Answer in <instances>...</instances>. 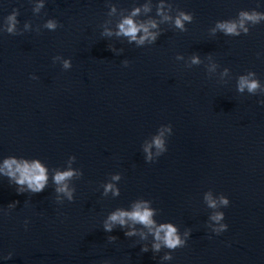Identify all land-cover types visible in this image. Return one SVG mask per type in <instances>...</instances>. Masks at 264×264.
Instances as JSON below:
<instances>
[{
    "label": "water",
    "instance_id": "water-1",
    "mask_svg": "<svg viewBox=\"0 0 264 264\" xmlns=\"http://www.w3.org/2000/svg\"><path fill=\"white\" fill-rule=\"evenodd\" d=\"M143 2L44 0L37 8L39 0H0V161L39 157L55 169L74 154L71 166L84 173L71 181V202L62 194L57 200L51 175L40 193H18L0 175V264H264V105L257 103L264 20L246 21L240 36L212 31L241 10L264 12V0H169L173 16L185 9L194 18L184 31L162 23L154 44L103 34ZM111 4L117 13L109 15ZM13 10L16 30L8 33ZM50 18L55 30L45 27ZM194 53L199 64L191 63ZM58 55L72 67L63 69ZM249 70L261 83L255 94L236 90V78ZM166 123L173 126L167 151L146 162L144 144ZM114 173L120 194L105 195ZM208 190L230 199L223 208L229 227L219 235L211 234ZM139 199L151 202L157 221L191 230L171 261L162 259L168 249L152 250L150 234L104 230L112 210ZM144 244L149 251H141Z\"/></svg>",
    "mask_w": 264,
    "mask_h": 264
},
{
    "label": "clouds",
    "instance_id": "clouds-1",
    "mask_svg": "<svg viewBox=\"0 0 264 264\" xmlns=\"http://www.w3.org/2000/svg\"><path fill=\"white\" fill-rule=\"evenodd\" d=\"M44 0H39L37 8L43 6ZM153 7H155V15H149L152 13ZM171 3L169 0H144L143 3H137L127 10L126 13L121 14L119 20L115 25V29L105 27L103 34L117 37L127 38L128 44L135 43L137 46H143L146 43L154 44L163 34L160 25L164 22H171L175 28L182 31L186 30V25L191 23L194 14L191 11L180 9L173 16L171 14ZM117 13V6L115 4L110 5L109 15ZM264 20V12L252 10H241L238 14V19H220L217 20L212 31H222L225 35L240 36L241 33L247 34L249 29L246 26V21H251L253 24L259 23ZM17 24V11L13 10L6 17L5 29L8 33H13L16 30ZM27 27V25H25ZM45 27L50 30H55L58 27V22L54 18L47 20ZM113 51H117L112 47ZM119 51H123L120 49ZM257 56H264V50L257 52ZM182 56H178L177 59H182ZM54 60L62 59V68L68 70L72 67L71 58H62L56 56ZM201 62L198 53H194L191 56L192 64H199ZM124 66L129 64V61L125 59L122 61ZM215 69V65H212L211 70ZM229 72L228 68H225L222 76H226ZM31 79H38L35 73L30 76ZM261 88V83L256 77L254 71L249 70L247 73H241L236 78V90L243 93L245 89L249 93L255 94L258 89ZM257 103L264 105V97H259ZM173 132V126L171 123L162 124L157 133H155L151 140L147 141L143 148L146 153V162H153L167 151L168 137L165 133L171 135ZM153 148L155 151H153ZM77 157L73 154L69 157L68 166L56 167L50 169L39 157H24L9 155L6 156L3 161H0V175L7 176L9 182L15 184L16 191L18 193H40L48 187L49 178L55 184V192L57 200L61 199L59 194L66 197L69 202L75 199L76 187L71 183L74 177L81 178L83 176V170L77 169L71 166L72 162ZM120 180V174L114 173L111 180L106 181L103 185L104 194L111 193L113 196L120 194V188L118 181ZM204 200L209 208L213 209V213L210 216V220L215 222L211 225V234L219 235L226 231L229 227L225 221V212L223 208L230 204V199L224 193H215L212 190H208L204 193ZM18 201L10 203V206H15ZM156 209L151 206V202L144 199L134 201L130 207L123 208L117 207L112 210L104 220L103 228L106 232H111L116 225L121 228L125 226L128 230L125 231V236L139 234L142 239H147L150 234L153 238L151 248L154 252H158L161 248L168 249L165 252L162 259L171 261L173 259V250L178 247H183L188 241L190 235V229L184 231L182 234L178 226L171 221H157L155 219ZM28 219L24 221V227H28ZM135 225H141V229H137ZM143 229H147L145 232ZM115 236H110L109 240H115ZM142 252L149 251V246L144 244L141 246ZM6 257V258H10Z\"/></svg>",
    "mask_w": 264,
    "mask_h": 264
}]
</instances>
